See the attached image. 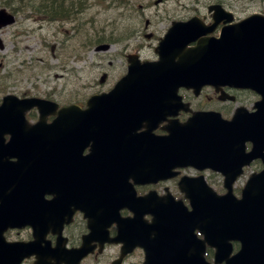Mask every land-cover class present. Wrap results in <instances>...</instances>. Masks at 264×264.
Listing matches in <instances>:
<instances>
[{
  "label": "rangeland",
  "instance_id": "obj_1",
  "mask_svg": "<svg viewBox=\"0 0 264 264\" xmlns=\"http://www.w3.org/2000/svg\"><path fill=\"white\" fill-rule=\"evenodd\" d=\"M221 1H225L227 8L241 19L253 13H264V0ZM204 2L205 0H0V9H7L3 7L4 3H10L19 14L16 15L17 22L14 25L0 30V38L9 50L13 49V42L18 41L19 55L26 58L25 64L28 67L18 68L22 91L48 96L62 103L83 102L86 96L100 90L107 91L126 73L127 55H140V52L143 57H155L154 48L171 21L187 18L198 3ZM207 4L201 8V13L206 11ZM82 7L87 12L80 15V20L81 11L78 9ZM34 13L51 22L48 23L43 17L32 19ZM173 15L178 17L170 18ZM60 18L64 23H59ZM146 35L151 37L148 39ZM100 43L110 44V50L94 52V48ZM3 55L0 52V59ZM94 62L96 67H93ZM81 68L83 69L80 70ZM74 69L77 71L73 72ZM65 74L68 75L64 76ZM103 74L107 77L99 84ZM198 102L196 101L197 104ZM200 106L222 108L216 102ZM210 173L205 175L207 183L217 193H223L222 178ZM242 184L243 179L237 184V189ZM168 187L173 195L181 196L175 184H168ZM157 190L162 192L163 187H157ZM118 253L119 249L116 247H110L106 251L108 256ZM142 262L143 254L138 250L127 257L124 264Z\"/></svg>",
  "mask_w": 264,
  "mask_h": 264
},
{
  "label": "water",
  "instance_id": "obj_2",
  "mask_svg": "<svg viewBox=\"0 0 264 264\" xmlns=\"http://www.w3.org/2000/svg\"><path fill=\"white\" fill-rule=\"evenodd\" d=\"M13 23L14 17L5 10H0V29ZM212 31L213 28H204L194 19L186 23H175L161 40L162 43L158 50L159 61L140 64L137 60L133 62L131 60L128 74L116 84L114 89L107 95L92 97L89 103L99 102L104 106L119 105L120 110L130 112L125 125H130L136 130L146 124L147 130L136 134L135 138L137 142L134 157L136 168L161 159L162 174L165 173L163 176L167 178L170 176L166 175L168 171L176 166L193 165L199 169L213 167L222 171L226 177L225 185L229 187L238 173L230 174L223 168L211 164L216 158L211 155L210 151H223L231 141L234 143L233 155L238 160L243 159L238 148L243 141L231 135L233 134L232 127L224 125V122L218 118L211 120L209 117H194L186 124L172 128L173 131L170 130V135L167 137H150L149 131L159 122L158 118L148 113L152 105H149L147 96L152 88L162 86L170 89L174 84L175 87L193 88L196 92L204 85L218 86L225 84L227 80L233 84H241L245 81L243 57L249 54L264 56V18H251L241 24L225 27L221 30L219 38L202 37ZM195 41H197L195 47H187ZM170 53L176 54L178 57L176 62L168 56ZM105 110L110 109L105 108ZM214 119L217 121L215 124ZM258 140L259 142L264 141V131L259 132ZM149 144L154 149L149 148V157H146V148ZM152 151H156L157 154L151 155ZM197 163H202V165L198 166ZM137 175L143 176V173L137 172ZM258 180L264 184L263 178ZM252 181L257 182L256 178ZM206 191L213 195L209 190ZM184 192L192 206L195 207L192 195L186 189ZM182 215V220L188 223L193 219L191 217L193 213H187L184 208ZM178 220L176 215L168 214L167 216V225L159 242L163 252L158 264H179L180 252L175 241L176 235H179V230H182L183 234L192 233L195 225L190 229L187 225L177 227ZM224 223L223 219L219 221V226L223 229H225ZM134 238L136 242L132 247L137 245L143 247L146 251L144 264H150L151 245L144 237L141 225L135 227ZM7 251L10 252L9 249ZM225 257L223 253L216 254V262H223ZM202 260L203 254L201 253L200 264H204Z\"/></svg>",
  "mask_w": 264,
  "mask_h": 264
},
{
  "label": "flooded vegetation",
  "instance_id": "obj_3",
  "mask_svg": "<svg viewBox=\"0 0 264 264\" xmlns=\"http://www.w3.org/2000/svg\"><path fill=\"white\" fill-rule=\"evenodd\" d=\"M222 5H226V2L223 1L220 3ZM197 8L194 9L192 16H198L200 17L206 24H209L212 19V15L208 12L201 13V8L203 5L201 3H198L196 6ZM177 15H173L170 18H177ZM189 16L185 19H176V20H187ZM191 17V16H190ZM189 17V18H190ZM48 23L51 22L50 19L47 20ZM151 37V36H150ZM17 44L18 41H15ZM3 48L0 51L4 52L3 58L0 60V68L1 70H4L6 67H8V64H24L26 62L25 56H20L19 49H8L6 44L2 45ZM142 59H147L148 57H143L142 54L139 52ZM126 59V57H125ZM18 73L19 71L16 69H12L6 76L0 77V105L3 101V99L7 96H14L18 98H33L35 95L29 94L27 91H22V83L18 79ZM34 88V85L33 87ZM225 91L228 93L229 96L233 97V101H225L224 103H219L226 109V114L228 117H231L234 113L235 109L237 107H244L248 110H252L255 103L259 100V96L250 90H238V89H225ZM196 100L205 101L208 103H214L219 102L217 99V95L213 90H209V93L204 91L202 92V95ZM37 115V110H31L27 113V118H29L31 121H34ZM182 115L180 116V118ZM250 149V144L246 145V150L248 151ZM262 162L260 160H256L252 162L250 169L252 172L259 171L262 169ZM32 189V190H30ZM34 188H29L25 191H28V193H25V191L19 192L22 193L24 197H30L32 195V191ZM18 192H16L17 194ZM47 199H50L49 196H47ZM79 213H76L72 220L69 223H60L57 225L52 226V229L49 228L46 231V240L48 241V244L50 247H54L57 242L58 235L62 236L66 240V247L68 249H75L78 248L81 244V237L86 232V223L81 219V222L78 221ZM24 233L23 237H18L20 234ZM113 233V231L111 232ZM32 232L30 229H24L19 231H9L8 233V239L11 241H30L31 240ZM104 251L98 253L97 250L92 254V256L83 259L79 264H109V256L103 255ZM25 261L21 264H35L37 261V258L34 256H31L29 258L24 259ZM53 260H50L52 262Z\"/></svg>",
  "mask_w": 264,
  "mask_h": 264
},
{
  "label": "bare ground",
  "instance_id": "obj_4",
  "mask_svg": "<svg viewBox=\"0 0 264 264\" xmlns=\"http://www.w3.org/2000/svg\"><path fill=\"white\" fill-rule=\"evenodd\" d=\"M160 1H164V0H160ZM142 3V2H141ZM143 5L145 4V3H142ZM149 5V3H147L146 4V6H148ZM78 11H81V13L79 14V19L81 20V18H80V15H85L86 14V12H87V9L86 8H80V9H78ZM115 11L116 10H114V12H113V14H115ZM75 18V17H74ZM92 21V20H91ZM92 24H93V22H91ZM75 25H76V23H75ZM97 26V25H96ZM107 34V33H106ZM103 38H104V36H102ZM30 190H32V189H30ZM201 214H204V212H202ZM206 221H210V218L208 217V218H206Z\"/></svg>",
  "mask_w": 264,
  "mask_h": 264
},
{
  "label": "trees",
  "instance_id": "obj_5",
  "mask_svg": "<svg viewBox=\"0 0 264 264\" xmlns=\"http://www.w3.org/2000/svg\"><path fill=\"white\" fill-rule=\"evenodd\" d=\"M13 5L12 4H10V3H7V4H5V7H8V8H10L11 10H15L13 7H12Z\"/></svg>",
  "mask_w": 264,
  "mask_h": 264
}]
</instances>
